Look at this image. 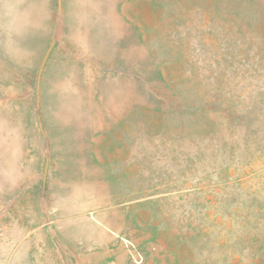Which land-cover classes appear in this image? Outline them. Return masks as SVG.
Returning <instances> with one entry per match:
<instances>
[{
    "label": "rangeland",
    "instance_id": "obj_1",
    "mask_svg": "<svg viewBox=\"0 0 264 264\" xmlns=\"http://www.w3.org/2000/svg\"><path fill=\"white\" fill-rule=\"evenodd\" d=\"M0 264H264V0H0Z\"/></svg>",
    "mask_w": 264,
    "mask_h": 264
},
{
    "label": "water",
    "instance_id": "obj_2",
    "mask_svg": "<svg viewBox=\"0 0 264 264\" xmlns=\"http://www.w3.org/2000/svg\"><path fill=\"white\" fill-rule=\"evenodd\" d=\"M50 49H51V47L47 50V52H46V54L44 55V58H43V60H42V63H41V66H40V70H39V74H38V80H39V78H40V74H41L42 68H43V66H44V63H45L47 57H48V54H49V52H50Z\"/></svg>",
    "mask_w": 264,
    "mask_h": 264
},
{
    "label": "built area",
    "instance_id": "obj_3",
    "mask_svg": "<svg viewBox=\"0 0 264 264\" xmlns=\"http://www.w3.org/2000/svg\"><path fill=\"white\" fill-rule=\"evenodd\" d=\"M139 260H141V259L139 258Z\"/></svg>",
    "mask_w": 264,
    "mask_h": 264
}]
</instances>
